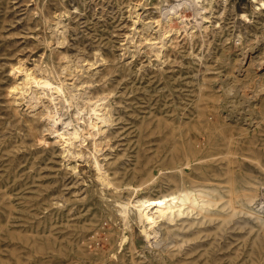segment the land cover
Segmentation results:
<instances>
[{"label": "rangeland", "instance_id": "1", "mask_svg": "<svg viewBox=\"0 0 264 264\" xmlns=\"http://www.w3.org/2000/svg\"><path fill=\"white\" fill-rule=\"evenodd\" d=\"M135 1L141 0H0V264H127L131 257L145 264L147 257L155 258L167 240L147 242L133 212L128 219L119 203L134 196L128 185L142 183L143 167L155 181L142 187L139 197L171 187V148L179 135L194 144L211 135L231 137L235 151L213 144L205 149L211 157L205 163L222 169L230 154L234 169L262 180L251 216L238 218L236 235L229 236L235 251L226 256L236 258L233 264H264V174L256 167L264 161V0L207 1L206 21L198 18L200 25L193 18L189 30L182 27L166 36L159 26L133 23ZM166 1L171 6L173 0H145L149 9L141 17L161 18L160 9L170 7ZM256 5L263 8L251 14ZM243 12L250 20L240 17ZM22 65L64 81L72 98L62 99L58 108L69 127L88 133L94 102L107 104L112 120L96 136V154L121 187L99 178L92 138L83 156L66 155L44 115L49 101L44 98L36 108L14 92ZM135 167L140 169L132 175ZM258 232L263 241L254 243L250 256V237ZM227 240L222 237L221 243ZM111 251L106 262L100 259ZM217 257L198 264H217Z\"/></svg>", "mask_w": 264, "mask_h": 264}, {"label": "bare ground", "instance_id": "2", "mask_svg": "<svg viewBox=\"0 0 264 264\" xmlns=\"http://www.w3.org/2000/svg\"><path fill=\"white\" fill-rule=\"evenodd\" d=\"M196 1L200 2L201 0H173V2L171 3V6H170V3H168L166 1L165 2L166 5H168L170 7L167 10L164 8H163V10L160 9L161 10V18L151 17L149 20H145L141 17L142 12L149 9V6H147V3L145 2V0L135 1L134 3H132V5L130 4L131 5L130 10H133L132 11L133 14L136 13L135 16H132L133 17V23L137 24L139 21H142L141 24H142L143 28L150 26L153 29L156 26H159V28L157 30H161V32L163 31V34H165V36L169 35L170 34L169 32L172 30L177 31L180 28L182 29V27L183 28L184 27L185 28L190 27L189 23H191V20L193 18L199 24H200V21L198 20V18H201L202 20L205 19V21L208 19L205 14H202V12H205L204 10L206 7H204L203 4H201V3H200V5H196L194 3ZM208 1L210 3L212 2V0H208ZM160 8H161V6H160ZM262 8H261V6L256 5L255 8H253L251 10V14L255 13L257 10H261ZM141 9H142V11H140ZM189 9L191 11H193V15L186 16V11ZM60 10H62V9H60ZM152 15H153V13H152ZM240 15H241L240 17H242V18L250 20V16H249L248 12H243ZM136 16H137V18H134ZM191 31H190V33H191ZM130 35H132V34H130ZM174 35H172V36H174ZM187 35H188V33H187ZM132 37H133V35H132ZM151 37H150V39H152ZM141 38L142 37H140V39ZM143 39H146V38H143ZM148 41H150L152 43L161 42V41H157V40H155V41L154 40H148ZM174 43H176V42H174ZM161 44L159 47L162 46ZM155 45H153V46H155ZM163 47H165V43H164ZM252 47L250 46V48H249V51L251 53H252V51H251ZM150 50H152V49H150ZM64 54L66 55V53H64ZM98 55H100V54H98ZM157 55H159V54H157ZM61 56H63V55H61ZM63 57H65V56H63ZM98 58H100V57L98 56ZM162 58H164V57H162ZM69 62H71V61H69ZM86 62H88V61H86ZM96 62L97 61H95V63ZM161 63H162V61H161ZM163 63H164V61H163ZM67 64L68 63H66V65ZM68 65L70 66V63ZM35 68L37 69V66ZM90 68H92V67H90ZM23 69H25L23 76L20 77L19 80L16 81L15 84L13 85L14 92H16V94H19L20 96H23V97L27 96L29 98V102L31 100L33 103H35V105H37V107L35 106L36 108H38L39 101H43L44 98L49 101L50 106H46V104H44L45 110H46L44 115L47 117L49 125H51L48 127H52V129H53V131H51V132L55 133V137L58 139V142L59 141L61 142V144L63 146V148H61V149H64V151L63 150L62 151L64 153H66V155L68 153V154H71L74 156L75 155L83 156V154H84L83 153V146L85 145V142H87L86 141L87 138H89V137L92 138V142H93V146H94V148H93L94 152L92 155L93 157H91V155H90V157L94 159V165L98 171L99 178L102 180L103 183L111 184L114 186V188L121 187L122 183H120L116 179L113 180L111 177H109V174L106 172V170L103 167L104 161L103 162L100 161V159L98 158V155L96 154L97 153L96 151L99 148L98 146H100L99 145L100 140H98V138L96 136H97V134H100L101 132L102 133L105 132L106 127L110 124L109 122L112 120L110 117L111 114L109 113V108L106 106L107 104L102 106L103 102L97 103V101H95V102L93 101L95 104L92 106V113L93 114L91 115L89 122L87 120L88 123L85 121L87 123V127H89L88 133L86 131H83V127H76V126H72V125H71V127H69L68 124H70V123L65 124V121L63 120L64 118L60 113V110L62 109V107L58 108V104H60V101L62 99H65L66 101L71 102V98H72L71 95H70L71 96L70 97L66 93V85H65L64 81L61 80V78L59 80H53L47 76H43V75L39 76L38 75L39 72L36 73L35 70L32 69L31 67H27V66L22 65L21 66V72L23 71ZM9 71H10V69H9ZM45 73H47V72H45ZM50 73H52V72L50 71ZM82 73H83V71H82ZM92 73L94 74V72H92ZM59 75H60V73H59ZM15 76H16V74H15ZM86 76H88V75H86ZM25 78H27V80H25ZM64 78L66 79V77H64ZM79 81H80V78H79ZM28 82H30V83H28ZM82 83L84 85L85 82H82ZM71 86H73V85H71ZM76 89H79V88H76ZM104 92H102V93H104ZM19 95H18V97H19ZM15 97L17 98V96H15ZM73 98H75V97H73ZM100 98H103V97L100 96ZM99 100H101V99H99ZM32 102H31V104H32ZM63 102H64V100H63ZM14 103H16V102H14ZM90 105H92V104H90ZM70 106L72 107V104ZM35 107H33V108L36 109ZM82 113H84V112H82ZM32 115H34V114H32ZM45 116L44 117L42 116L40 118H45ZM88 116H90V115L88 114ZM46 131H47V129H46ZM173 139H174V144H173V147L171 149L173 150L174 153H173V157H172L171 172H170V175L168 174L169 175L168 180H169V183L171 184L170 185L171 187H169V189H167L166 191L163 190V192H161L160 194L155 195V196H150V197L149 196H147V197L140 196L139 197V191L141 190V188L148 186V185L150 186V184H152L155 181V178H153V175L151 174V170L149 169V167L148 168L143 167L142 183L138 184L136 186H131V184L128 185L129 189L132 187L134 196L127 199V201H125V202L119 203L121 206V209H122L121 212L124 213L125 217L128 218L130 210L133 212L136 221L139 222L141 225V231H142L145 239L148 240L147 242L152 244L153 239L156 242L159 238H162L161 240H164V239L167 240L165 243V246L162 247L161 251L158 252V255L155 258L147 257L146 259H144L145 261L144 260L143 261L145 264H198V261H200V260L201 261L205 260L207 262H210L211 260H213V256L217 257V255H219L216 258L218 260L217 264H222V262L233 264L234 262L231 260V258H235V257L229 256V259L227 258V256L230 255L229 253H232L235 251V249L233 250V247L231 246V243L233 241H230L229 236H235L236 235L235 231L237 230V228H238L237 226L239 223L238 218H245L246 219L247 216H249V217L251 216L250 207H252V204L256 202L257 197H259V193H261V192H259V185L262 183V180H260V178H258L257 175H253L252 173L248 174L249 172L248 173L238 172L236 169H234L233 164L236 162V160H233L232 159L233 157H231L230 154L225 155L226 166L222 169H219L218 167H211L207 163H205V161L207 159H209V158L211 159L209 154L208 155L204 154L206 151L205 149H207L209 147L211 148V146H213V144H222V145L226 146L227 152H230L232 154L233 150L235 151V149L230 148V147H232V143H233L231 137H229V138L223 137V138L218 139V138H216V136L214 137L211 135L207 141L201 142V143H196V144H194L192 141H189V140L183 141V137L180 135L178 137L175 136ZM44 141H46V140H44ZM99 153H101V152H99ZM210 154L213 155L214 153H210ZM78 156H76V157H78ZM63 157H65V156H63ZM256 167L259 169L261 174H264V161H261V160L257 161ZM74 168L76 169V167H74ZM138 168L137 167L133 168L132 175L137 174ZM108 171H110V170H108ZM116 176H118V175H116ZM119 178H121V177H119ZM141 195H142V193H141ZM263 198H264V196H263ZM120 200H122V199H119V201ZM241 215H243V216L241 217ZM239 226H241V225H239ZM94 229H95V227H94ZM60 230H62V229H60ZM245 230H246V228H245ZM247 230L250 233L254 230V227L250 226V228H248ZM62 232H63V230H62ZM126 235H127V233H126ZM225 236L227 238H229V240H227L225 242V244H223V243H221V238L225 237ZM250 239H251L250 244L252 246L250 248H248L247 254L251 256V254L255 253V248L253 247L254 243L258 242L259 240L262 242L263 237L258 232V233H254L250 237ZM31 243H32V241H31ZM91 246H92V244H91ZM237 249H238V247H236L235 253H237ZM91 251H92V249H91ZM27 253H30V252H27ZM108 253L109 254H106L103 252V254L101 256H99V257H101L100 259L105 261L106 259H108L109 256L111 257L113 255L112 251L108 252ZM46 256H47V254H46ZM72 261H74V260H72ZM117 261H118V259L116 260V262ZM137 262H138L137 259H135L134 257H131L130 261H128L126 263L127 264H138ZM65 263H67V262H65ZM70 263H68V264H70ZM80 264H81V262H80Z\"/></svg>", "mask_w": 264, "mask_h": 264}, {"label": "built area", "instance_id": "3", "mask_svg": "<svg viewBox=\"0 0 264 264\" xmlns=\"http://www.w3.org/2000/svg\"><path fill=\"white\" fill-rule=\"evenodd\" d=\"M208 0H201L200 2L196 1L194 2L196 5H200L201 4H206ZM222 1H225V0H222Z\"/></svg>", "mask_w": 264, "mask_h": 264}]
</instances>
